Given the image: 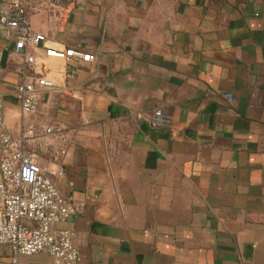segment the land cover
I'll list each match as a JSON object with an SVG mask.
<instances>
[{
	"label": "crops",
	"instance_id": "crops-1",
	"mask_svg": "<svg viewBox=\"0 0 264 264\" xmlns=\"http://www.w3.org/2000/svg\"><path fill=\"white\" fill-rule=\"evenodd\" d=\"M28 2L45 41L26 69L0 34L5 126H35L25 148L64 168L77 213L54 227L75 233L80 264H264V0ZM39 75L54 87L25 114L15 88Z\"/></svg>",
	"mask_w": 264,
	"mask_h": 264
},
{
	"label": "built area",
	"instance_id": "built-area-1",
	"mask_svg": "<svg viewBox=\"0 0 264 264\" xmlns=\"http://www.w3.org/2000/svg\"><path fill=\"white\" fill-rule=\"evenodd\" d=\"M28 0H14L0 13V34H15V50L23 52L25 68L35 64L29 49L45 41L43 34L34 31ZM47 56L63 60L81 59L90 62L92 54L74 48H46ZM54 87L43 75L24 80L15 88L22 112L35 113L41 103V93ZM157 117L161 112L156 113ZM48 135L62 129L42 127ZM35 126L27 127L20 138L6 128L4 104L0 97V245L8 246L13 257L0 264H21L19 256L46 253L53 264H80L79 248L74 244L75 233L57 229L54 225L68 220L77 209L61 194L55 178L63 176L62 167L43 166L37 156L25 148L28 136L35 135Z\"/></svg>",
	"mask_w": 264,
	"mask_h": 264
}]
</instances>
